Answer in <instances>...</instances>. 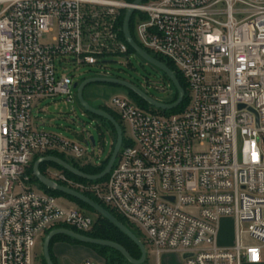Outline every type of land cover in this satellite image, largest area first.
Wrapping results in <instances>:
<instances>
[{
  "label": "built area",
  "instance_id": "1",
  "mask_svg": "<svg viewBox=\"0 0 264 264\" xmlns=\"http://www.w3.org/2000/svg\"><path fill=\"white\" fill-rule=\"evenodd\" d=\"M136 1L0 0V264H32L38 239L56 227L92 229L91 217L62 207L27 175L34 157L53 153L93 164L89 137L73 142L42 131L32 112L48 99L73 103V80L58 67L129 60L119 20L130 8L137 44L174 64L189 104L164 115L113 96L104 105L120 118L126 145L107 180L80 183L48 169L47 177L123 217L157 264L171 253L184 264L261 262L264 0ZM224 218L235 229L230 246L220 241ZM243 234L255 243L244 244Z\"/></svg>",
  "mask_w": 264,
  "mask_h": 264
},
{
  "label": "rangeland",
  "instance_id": "2",
  "mask_svg": "<svg viewBox=\"0 0 264 264\" xmlns=\"http://www.w3.org/2000/svg\"><path fill=\"white\" fill-rule=\"evenodd\" d=\"M105 68H95L82 66L77 69L67 66V69L59 68L64 74L69 75L73 83H82L84 80L95 77L120 78L130 82L148 96L159 102H168L175 95V87L169 81L164 80L162 74L156 71L152 65L143 61L138 55L130 54L129 60L124 56L109 57ZM57 66H58V62ZM73 94L75 90L72 89ZM127 91L121 87L110 84H91L84 90V97L87 100L97 98L102 103H108L115 95H126ZM33 122L42 131L52 133L58 137L73 141L82 142L85 137H94L95 146H85L87 152L92 156L93 162L99 164L106 160L112 152L114 138L109 128L97 119H93L80 106L77 96H74L73 103L68 102L65 97L48 99L40 103L38 108L33 109ZM126 134V132L124 133ZM93 163V164H94ZM51 172L57 171L53 166L47 168ZM35 189H38L35 187ZM57 203L65 206H76L67 198L61 196L56 198ZM75 210H79L75 208ZM95 219L94 214H86ZM247 224L242 225L245 231ZM235 229L230 219H223L220 241L225 245H231L234 240ZM244 244L255 243L246 234L242 235ZM42 244L38 239V244L34 249L32 264L40 263L42 254ZM150 263L155 262V256L150 248H147ZM180 256V254H178ZM181 258V257H180Z\"/></svg>",
  "mask_w": 264,
  "mask_h": 264
},
{
  "label": "water",
  "instance_id": "3",
  "mask_svg": "<svg viewBox=\"0 0 264 264\" xmlns=\"http://www.w3.org/2000/svg\"><path fill=\"white\" fill-rule=\"evenodd\" d=\"M143 0H137L135 4H138ZM134 12L133 8L128 9V11L125 14L124 22H123V35L125 38V41L129 45L131 49L134 50V52L143 60H145L150 65L160 69L171 81V83L174 85L175 89L178 92V99L176 102L172 104L162 103L159 101H156L149 97L147 94H145L142 90L134 86L133 84L124 81L122 79L118 78H108V77H95V78H89L84 80L82 83H74L73 87L77 90V99L84 111L87 113H90L91 115L101 117L108 121L115 129L116 131V143L112 152V155L108 161V164L106 165L105 169L98 175H89L81 172L80 170L74 168L67 162L63 161L60 158H57L55 156H46L41 157L38 159L34 165H33V175L35 178L45 187L58 191L64 195L70 196L72 198H75L84 204L88 205L90 208L95 210L98 214L109 220L114 226H116L120 231H122L125 235H127L139 248L141 251V258L139 260H135L131 257V255L127 252V250L122 247L121 245L107 241V240H99L94 239L82 234H79L73 230L67 229V228H58L54 229L51 232H49L43 240L42 249H43V256L47 264H54L51 256H50V243L52 239L58 235H66L69 236L83 244H91L95 246H102L111 248L113 250L118 251L121 253L124 258L127 260L129 264H144L147 258V251L144 243L123 223H121L116 217H114L110 212H108L106 209H104L101 205L87 197L86 195L77 192L75 190H72L70 188L64 187L62 185H59L49 179L47 176H45L40 171V165L43 163H54L62 167L64 170L70 172L76 177L82 178L84 180L88 181H98L103 178H105L111 171L117 156L119 154L120 148L123 143V129L121 125L106 111L101 110L100 107L102 105L101 101H95L92 105H90L85 97H84V90L87 86L91 84H110L115 86H120L122 88H125L129 91H132L137 96H139L141 99H143L147 104H149L151 107L164 110V111H171L175 108H177L184 100L185 91L182 88L178 78L176 75L162 62L156 60L153 58L150 54H148L146 51H144L137 42L131 37L129 33V23L131 16ZM89 142L92 146H95V140L94 137H89ZM189 255H184L183 258H187Z\"/></svg>",
  "mask_w": 264,
  "mask_h": 264
},
{
  "label": "trees",
  "instance_id": "4",
  "mask_svg": "<svg viewBox=\"0 0 264 264\" xmlns=\"http://www.w3.org/2000/svg\"><path fill=\"white\" fill-rule=\"evenodd\" d=\"M136 17H137V13H135L131 19H130V23H129V33L131 35V37L138 43V40L136 39V35H135V22H136ZM124 18H125V12L122 13L121 18L119 20V26L121 28H123V22H124ZM121 38L124 40V35H123V31L120 34ZM129 53L130 54H136L134 52L133 49H131L129 47ZM137 55V54H136ZM156 59H158L159 61L163 62L178 78L182 88L185 91V96H184V100L183 102L175 109L171 110V111H162V110H157L153 107H151L149 104H147L143 99H141L139 96H137L135 93H133L132 91H129L125 88H123L124 90L127 91V94L129 96V98L135 103L137 104L140 108L145 109V110H152L155 112H159L161 114L164 115H174V114H178L181 113L182 111H184V109H186V107L189 104V94H188V88L187 85L183 79V77L180 75V73L178 72V70L176 69V67L174 66V64L169 61L166 60L162 57H159L157 55H153ZM169 82L171 83V81L169 80ZM115 86V85H114ZM120 87V86H118ZM122 88V87H121ZM175 95L174 97L168 101V104H172L174 102H176V100L178 99V92L175 89ZM101 110L106 111L107 113H109L122 127L123 129V133H125L123 124L120 120V118L118 117V115H116L114 112H112L111 110H109L104 103H102ZM86 112V111H85ZM93 119H97L99 122L103 123L105 126H107L109 128V131L111 132V134L113 135L114 138V144L112 146V152L116 143V131L114 129V127L105 119L101 118V117H97L94 115H91L90 113H88ZM126 145V139L123 138V143H122V147H124ZM112 152L110 153V155L108 156V158L104 161H102L99 164H92L89 163L87 165H80L78 162L68 159L67 157H65L64 155L61 154H56L53 153L52 155L62 159L63 161L67 162L68 164H70L71 166H73L74 168L80 170L81 172L85 173V174H89V175H98L100 174L106 167V165L108 164V161L112 155ZM47 156V155H46ZM40 156H36L34 157V159L32 160V163L27 171V175H29L30 177V181L33 184L34 187H37L38 190L43 191L44 193H47L55 198L58 197H65L68 200H70L71 202H73L76 206V208H78L80 212H82L83 214H94L95 215V219H93V227L89 232H79L76 229L69 227V226H59L56 227L55 229L58 228H67L70 230H73L79 234L94 238V239H99V240H107V241H111L114 243H117L119 245H121L122 247H124L127 252L131 255V257L135 260H139L141 258V251L140 248L127 236L125 235L122 231H120L116 226H114L109 220H107L106 218H104L103 216H101L100 214H98L95 210H93L92 208H90L88 205L84 204L83 202L72 198L70 196L64 195L58 191L49 189L47 187H45L44 185H42L33 175V165L34 163L40 159ZM48 166H53L55 167L57 170L59 171H63L66 176L76 182H80V183H94V182H104L107 180L108 176H106L105 178L98 180V181H88V180H84L82 178L76 177L73 174H71L70 172L64 170L62 167H60L57 164L54 163H43L40 165V171L41 173H43L45 176H47V168ZM84 195H86L87 197H89L90 199H92L93 201H95L96 203H98L99 205H101L104 209H106L108 212H110L114 217H116L121 223H123L125 226H127L141 241L142 239V235L141 233L134 228L129 222H127L123 217L119 216L116 212H114L111 208L107 207L106 205H104L101 201H99L93 194L89 193V192H84ZM54 230V229H52ZM52 230L47 231L41 238H40V243H43L44 237L51 232ZM56 242H66V243H70V244H75V245H81V246H85L90 248L91 250H93L100 258L103 259V263L104 264H129L127 262V260L124 258V256L119 253L116 250H113L111 248H107V247H102V246H95V245H91V244H83L69 236L66 235H58L56 237H54L50 243V256L51 259L53 261L54 264H56V261L52 255V246L54 243ZM41 260H40V264H47L44 256H43V249H42V254L40 256ZM148 263V259L146 258V261L144 264Z\"/></svg>",
  "mask_w": 264,
  "mask_h": 264
},
{
  "label": "crops",
  "instance_id": "5",
  "mask_svg": "<svg viewBox=\"0 0 264 264\" xmlns=\"http://www.w3.org/2000/svg\"><path fill=\"white\" fill-rule=\"evenodd\" d=\"M65 208L75 209L76 207L69 205V206H65ZM52 255L56 261V264H81L84 260H91L99 264H104L103 259L100 258L90 248L81 245L70 244L66 242L54 243L52 246ZM148 255H147V259L149 261ZM180 257L181 256L174 253L163 254L160 257L159 264H184V261ZM147 264H157L156 257H155V262L152 263L148 262ZM259 264H264V250L262 251L261 262Z\"/></svg>",
  "mask_w": 264,
  "mask_h": 264
},
{
  "label": "flooded vegetation",
  "instance_id": "6",
  "mask_svg": "<svg viewBox=\"0 0 264 264\" xmlns=\"http://www.w3.org/2000/svg\"><path fill=\"white\" fill-rule=\"evenodd\" d=\"M153 58H155L153 55H151ZM156 59V58H155ZM156 60H158V59H156ZM143 61H145V60H143ZM159 61V60H158ZM146 62V61H145ZM161 62V61H160ZM163 63V62H162ZM164 64V63H163ZM154 67V66H153ZM154 69L156 70V71H159L161 74H162V76H163V78H164V80H166V81H169V78L160 70V69H158V68H156V67H154ZM114 78V77H113ZM118 79H120V78H118ZM130 83V82H129ZM132 84V83H131ZM134 85V84H133ZM134 86H136L137 88H139V86H137V85H134ZM140 89V88H139ZM141 90V89H140ZM124 96H127L128 98H129V96H128V94L126 93V95H124ZM150 97V96H149ZM86 99V98H85ZM153 99V98H152ZM86 101L90 104V105H92L95 101H98V99L95 97V98H92L91 100H87L86 99Z\"/></svg>",
  "mask_w": 264,
  "mask_h": 264
}]
</instances>
